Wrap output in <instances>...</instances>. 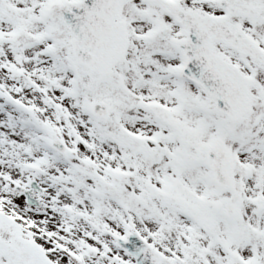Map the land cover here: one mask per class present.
I'll return each instance as SVG.
<instances>
[{
	"label": "snow or ice",
	"instance_id": "obj_1",
	"mask_svg": "<svg viewBox=\"0 0 264 264\" xmlns=\"http://www.w3.org/2000/svg\"><path fill=\"white\" fill-rule=\"evenodd\" d=\"M0 264H264V0H0Z\"/></svg>",
	"mask_w": 264,
	"mask_h": 264
}]
</instances>
